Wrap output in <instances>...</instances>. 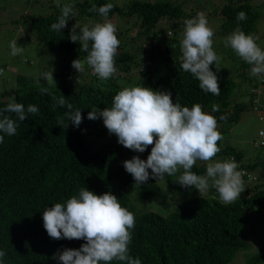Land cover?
I'll use <instances>...</instances> for the list:
<instances>
[{
  "label": "clouds",
  "instance_id": "9594fccd",
  "mask_svg": "<svg viewBox=\"0 0 264 264\" xmlns=\"http://www.w3.org/2000/svg\"><path fill=\"white\" fill-rule=\"evenodd\" d=\"M131 1L122 6L116 0H101L100 2H105L103 5H92L88 9L89 12L99 14H92L83 20L70 23V40H62L66 41L67 46H75L79 42L81 51L86 53L83 59L67 56L62 48L60 50L57 47L58 42L55 45L48 44L42 40L43 36L39 38L32 21V18L38 15L24 19L29 20L35 41L49 51H56V70L50 73L40 72L38 82L31 77L15 74L12 102L8 103L7 96L0 93V103H6V106L0 109V133L16 135L21 122L30 114L39 113V108L34 104L25 107L22 103L15 102L16 92L23 91L27 86H37L39 83L55 85L53 76L58 75L90 87L103 85L107 81H113L116 86L117 82L124 84L133 73L119 69L115 58L120 46L117 37L120 29H126L128 38H134L133 50L138 52L137 55H141L144 65L153 63L151 52L155 45L172 39L174 46L181 52L179 60L182 70L191 73L199 81L201 90L216 96L220 95L221 91L219 77L210 65L215 64L216 70L219 71V56L213 48V36L214 30L221 31L226 36L224 46L230 47L228 49L232 57L239 63L243 60L249 65L223 78L233 81L237 78L240 83H246L247 88L242 94L247 91L252 94L251 97L243 96L259 119L264 120V50L257 43L259 37L246 34L239 24L228 26L226 15L222 14L226 6L243 2L249 4L247 0L209 1L221 17L219 28L210 22L206 4L188 6L190 0H145L161 3L172 10L178 7L182 15H161L150 31L145 33L144 39L135 36L137 26L132 27L131 30L135 29V33L130 36L131 30L127 29L130 28L131 22H127L126 16H121L125 14V9ZM79 3L72 0H56L55 7L60 8V15L51 25L53 31L61 32L68 26V20L77 15L76 8ZM236 19L246 20V13L239 12ZM161 22L166 23L165 26L160 25ZM173 24L175 27L171 28ZM75 28L80 29L79 34ZM178 40H181V43ZM9 46L11 60L18 58V54L24 51L22 46H18L17 39H13ZM7 69L13 72L14 66L8 63ZM2 72L0 68V75ZM240 72L244 73L249 81L243 80ZM236 84L238 87L235 91L239 89V83ZM119 88L121 90L112 98L111 107L91 110L87 113V118H101L108 132L117 137L115 143L134 152H144L151 146L146 159L134 155L123 161V167L131 174L135 185L142 187L144 185L141 184L151 183L154 189L167 190L168 199L178 201L169 212L156 214L157 224H153L155 227L185 231L191 214H200L215 207L214 204L207 203L211 199L215 200L208 194L210 190L214 189L218 194L219 204L230 205L240 199L246 188L245 184L251 189L258 181L252 174L253 170L260 168V164L255 161L256 155L249 153L252 161L245 163L242 162L245 154L236 149L241 152L238 161L234 157L226 158L224 154L216 157L221 151L218 141L221 147L228 146L222 141L221 128L223 125L234 123L223 121L226 119L224 115L219 117L221 121L218 122L214 115L203 110L200 103H194L191 108L182 106L178 99L173 101L172 93L166 89H153L142 86L141 83L125 88L121 85ZM40 93L52 95L47 86L40 88ZM52 100L53 108L60 106L67 109L63 116L57 117V125L66 128L71 122L73 126L79 127L83 120L80 109L73 110V105L63 95L52 96ZM228 100L232 103H243L231 100V96ZM218 111L219 105L213 104L210 112ZM257 135L263 138L264 132L259 130ZM3 141L4 135H0V143ZM259 144L261 145L262 141ZM117 151L120 152L118 159L122 160L121 150ZM119 162L117 160L118 165ZM253 164H257L254 169L246 170L245 167ZM194 165L202 168V174L192 171ZM100 174L88 176L89 182L86 186L79 188L78 195H72L65 202L64 198L49 199L44 203L39 201L32 206H23L15 202L9 192L2 191L13 203L8 221L11 233L16 236L9 237L6 242L0 244V264H142L140 258L134 255L137 252L131 246L132 232L134 233L137 226L135 215L123 207L118 197L109 190L112 187L109 177L113 175L105 171ZM189 197H194L193 199L202 204H197L196 207L188 204L190 211L187 214L181 207ZM173 214L174 220L168 223ZM25 222H31V225L25 226V231L19 232V227ZM162 231L166 234L164 229ZM182 234L173 236L181 239ZM81 239L85 243L79 247L76 240ZM155 258L160 263L168 262L167 255L163 252L158 255L155 253Z\"/></svg>",
  "mask_w": 264,
  "mask_h": 264
},
{
  "label": "trees",
  "instance_id": "16d2710c",
  "mask_svg": "<svg viewBox=\"0 0 264 264\" xmlns=\"http://www.w3.org/2000/svg\"><path fill=\"white\" fill-rule=\"evenodd\" d=\"M100 1L85 0L79 3L76 8L77 15L68 20V26L61 32L53 31L51 28L60 15V8L55 7L44 16L33 17L38 37L43 36L42 40L48 44L55 45L58 42L57 47L60 50L62 48L67 56L83 59L86 53L81 51L79 42L75 46H67L66 41L62 39H69L71 22L99 14L89 12L88 9L92 5L99 7L105 3ZM241 11L246 13L247 19L238 21L236 17ZM165 14L180 17L182 11L178 7L172 10L169 6L164 7L157 2L132 0L127 5L125 14L121 16H126L127 22H131L127 31L137 26L135 36L144 39L145 33L149 32L156 20ZM222 14L226 15L228 26L232 27L236 23V26L239 24L246 34H252L257 13L247 2L228 5ZM173 27L175 24L171 26ZM75 31L79 34L80 29L75 28ZM117 37L120 46L115 58L119 63V69L128 73L132 71V75L135 76L133 86L141 83L142 86L153 89H166L172 93L174 102L178 99L182 106L189 108L194 103H200L203 110L214 115L218 122L221 121L219 120L221 115L226 117L223 121L235 122L239 113L245 109L244 103H232L228 100L238 87L232 79L219 78L221 91L218 96L201 90L199 81L191 73L182 70L179 60L181 52L176 45L174 46L172 39L163 40L155 45L151 52L152 57L150 56L153 63L144 65L141 55H137L138 52L133 50L134 38H128L126 29L124 31L120 29ZM141 66L143 71L140 72ZM242 67L247 68L249 65L242 60L240 68ZM240 74L243 80L249 81L244 73ZM53 78L55 85L39 83L37 86H27L23 91L16 92L15 102L22 103L25 107L34 104L39 108V113L30 114L21 122L16 135L0 133L4 135V141L0 143V244L6 242L9 237L16 236L11 233L8 221L13 203L2 191L9 192L12 199L23 206H32L39 201L44 203L49 199L64 198L65 202L72 195H78L79 188L86 186L89 182L88 176L101 175L100 172L105 171L113 175L109 177L112 182L109 190L118 197L123 207L135 215L137 226L134 233L132 232L131 246L137 252L134 255L140 258L142 264H229L238 253L244 256L242 264H264L262 235L264 230L261 232L258 228H264L262 183L257 181L251 189L245 184L246 188L240 199L230 205L219 204L218 194L214 189L210 190L208 194L215 200L211 199L207 203L214 204V208L200 214H191L185 231L164 227L165 234L163 229L153 225L157 224L156 214L169 212L178 201L168 199L167 190L154 189L151 183L141 184L144 185L142 187L135 185L133 177L123 167V161L134 155L146 159L151 146L144 152H134L115 143L117 137L108 132L101 118L96 120L87 118V113L91 110L111 107L112 98L121 90L119 87L122 83L117 82L116 86L113 81H107L103 85L96 84L95 87H90L71 82L72 80L60 75ZM129 82L130 79H126L124 84ZM45 86L49 87L51 96L41 95L40 88ZM60 95L73 105V110L80 109L83 120L79 127L73 126L71 122L66 128L57 125V117L63 116L67 111L66 107H52L54 103L52 96ZM243 95L252 96L249 91ZM213 104L219 105V111L216 113L210 112ZM5 106L6 103H0V109ZM217 144L221 151L216 157L224 154L226 158L234 157L236 161L241 157V152L234 148L221 147L220 141ZM117 150H121L122 160L118 159L120 152ZM117 160L120 161L119 165ZM255 165L257 164L245 168L252 170ZM260 168L264 174V165L260 164ZM192 171L202 174V168L197 165L193 166ZM193 198H187L181 207L187 214L190 211L188 204L193 207L202 204ZM173 220L174 214L168 223ZM29 225L31 222L23 223L18 231H25L24 227ZM181 233H183L181 239L173 236ZM252 233L260 234V240L255 244L246 240ZM82 243L85 241L76 240L77 246L80 247ZM160 252L166 253L168 262L160 263L155 258V253L158 255Z\"/></svg>",
  "mask_w": 264,
  "mask_h": 264
},
{
  "label": "rangeland",
  "instance_id": "374dc122",
  "mask_svg": "<svg viewBox=\"0 0 264 264\" xmlns=\"http://www.w3.org/2000/svg\"><path fill=\"white\" fill-rule=\"evenodd\" d=\"M65 1V0H60ZM79 3L85 0H72ZM125 6L129 0H116ZM188 6L204 5L210 17V22L214 27H218L221 23V17L211 0H190ZM252 6L253 10L257 13V18L254 22V30L252 34L259 37L257 40L258 45L264 50V0H247ZM56 0H0V68L3 70L0 75V93L7 96V102H12V90L15 85V74L25 77H31L35 81H40L39 74L42 71L49 73L56 70V51H49L47 48L42 47L34 39V31L29 25V20H24L32 15H46L55 9ZM188 9V8H187ZM120 26V23H118ZM166 23L161 22L160 25L165 26ZM135 29L131 30L129 35L133 36ZM225 35L219 31L214 30L213 48L219 56L218 66L219 71L216 70L215 64L210 65L211 69L216 72L219 78L230 76L235 70H240V63L232 57L229 53L230 47L224 46ZM17 39L18 46H22L24 51L18 54L19 57L11 60L10 42ZM182 40V39H181ZM181 40H178L181 43ZM139 44L142 42L138 40ZM138 46V45H137ZM236 55V53H235ZM238 56V55H236ZM239 57V56H238ZM240 58V57H239ZM241 59V58H240ZM8 63L14 66V71L7 69ZM49 79V78H48ZM130 82L122 84V88L133 86L132 82L135 76L129 77ZM234 80L239 83V89L231 94V100L235 102L242 101L246 106L242 110L236 121L231 125H223L221 128L225 145L231 146L236 150H240L245 154V159L242 162H250L252 158L249 153L256 155V162L264 165V137L260 138L257 135L259 130L264 132V120L259 119L255 111L250 107L242 92L247 88L246 83H240L237 78ZM262 141L260 145L259 142ZM256 176L259 183L264 185V174L260 168L252 171ZM263 219H264V215ZM261 232L264 230L262 227ZM264 238V232L262 233ZM260 234L252 233L246 240L255 244L260 240ZM244 256L238 253L229 264H242Z\"/></svg>",
  "mask_w": 264,
  "mask_h": 264
}]
</instances>
